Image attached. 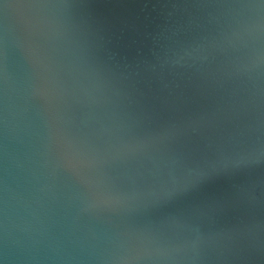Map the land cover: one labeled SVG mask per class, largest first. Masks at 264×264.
<instances>
[{"label":"water","instance_id":"obj_1","mask_svg":"<svg viewBox=\"0 0 264 264\" xmlns=\"http://www.w3.org/2000/svg\"><path fill=\"white\" fill-rule=\"evenodd\" d=\"M0 264H264V0H0Z\"/></svg>","mask_w":264,"mask_h":264}]
</instances>
